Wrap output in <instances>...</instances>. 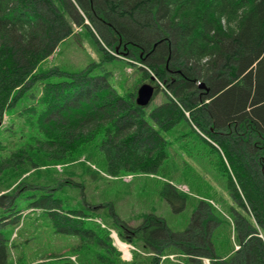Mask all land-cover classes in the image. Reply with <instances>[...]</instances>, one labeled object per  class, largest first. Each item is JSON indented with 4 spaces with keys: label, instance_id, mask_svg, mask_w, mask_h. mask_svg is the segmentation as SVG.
Wrapping results in <instances>:
<instances>
[{
    "label": "trees",
    "instance_id": "trees-1",
    "mask_svg": "<svg viewBox=\"0 0 264 264\" xmlns=\"http://www.w3.org/2000/svg\"><path fill=\"white\" fill-rule=\"evenodd\" d=\"M84 19L100 47L149 70L167 100L150 109L139 106L135 88L119 93L103 68L39 72L73 24ZM58 73L66 77L47 79ZM20 97V131H8V150L0 142L4 176L23 164L70 161L90 146L87 158L102 162L109 175L156 173L169 164L170 150L181 155L185 141L195 140L204 156H212L238 207L233 218L240 249L214 264H239L241 256L245 264H264V0H0V118ZM180 124L186 131H178ZM85 171L96 179L94 171ZM28 177L14 187L18 197L9 195L6 207L7 196H0V264H8L13 232L6 235L1 227L16 223L26 209L41 210L53 233L77 239L71 247L83 262L95 257L105 264H158V252L171 245L216 258L211 234L220 221L203 199L184 231H173L153 211L135 227L116 217L119 237L144 252L122 261L107 227L92 220L82 198H62L60 188L27 190ZM160 196L175 212L188 200L170 182ZM196 259L188 261L200 264Z\"/></svg>",
    "mask_w": 264,
    "mask_h": 264
},
{
    "label": "rangeland",
    "instance_id": "rangeland-1",
    "mask_svg": "<svg viewBox=\"0 0 264 264\" xmlns=\"http://www.w3.org/2000/svg\"><path fill=\"white\" fill-rule=\"evenodd\" d=\"M90 26L86 19L83 20V23L73 24L71 34L61 40L53 53L38 66L39 72L51 68H58L64 72L78 71L87 66H91L95 70L103 68L111 73L113 85L121 94L134 91V88L136 90L142 83L151 82L155 85L156 79L150 80L147 76L146 71L149 72V70L141 68L136 62L127 60L128 58L124 55L110 52L101 46L106 52L113 53L116 56L114 59L105 57L103 49L97 43L99 40L96 32ZM149 74L152 73L149 72ZM56 75L61 76H52L47 79L58 80L66 77L61 73ZM157 83L162 86L161 82L158 81ZM19 100L20 103L14 104L2 115L0 142L3 146L10 140L8 131H16L17 133L20 131L21 118L18 112L25 100L23 97H20ZM166 100L165 91L160 90L148 105V109ZM9 126H13V128H9ZM179 126L176 127V129L179 127V132L186 131L184 126H181V124ZM14 135V139H16L18 134ZM187 138L185 137V139ZM194 141L189 138L185 141L187 144L186 149L181 155H177L170 150L172 156L169 164L164 167L165 169L163 168V170L156 173L109 175L105 172L102 162L95 163L94 159L87 158L93 149L92 146L88 147L82 156L70 161L48 162L44 166H37L38 168L23 164L12 170L7 176L0 172V196H7L4 202V207H6L10 196L13 200L17 195L14 187L24 176H29L27 178L28 183L24 186L27 190L32 187L39 190L60 188L58 194L62 198H69L71 202L74 201L75 203L82 198L86 202L87 211L93 214L90 216L92 220L101 224V226L107 227L111 244L115 249H117L118 244L113 237L114 233L117 234L118 232L116 227L119 228L118 223L115 222L116 217L129 226L135 227L141 222L144 214L153 211L155 214L162 216L173 231H184L189 225L197 201L203 199L210 204L211 209L220 221L212 229L211 234L216 258L210 259L206 256L187 253H185L187 254L185 257L179 248L171 245L162 249L161 253L158 252V264H180L173 261L168 256L169 254L174 260L182 258L183 264H185V261L189 264H197L188 261L192 257L198 258L196 260L200 264H214L216 263L214 261L218 262L221 259L230 260L240 249L233 218L236 211H238V207L229 196L225 179L216 173L212 156L209 154L204 156L203 151L205 148L202 144ZM13 144H10V148L13 147ZM5 148L9 149L8 146ZM0 153L6 156L3 150ZM87 168L90 172L94 171L96 173V179H92L90 174L85 171ZM25 170L26 172L23 174L22 172ZM64 180H70L71 184L69 186L64 185L61 183ZM166 182H170L176 188L188 194V200L183 210L173 211L160 196V190ZM80 185L84 190L83 195H80ZM26 201L23 200L19 203H25ZM93 207H96V209ZM9 217L5 218L6 223L9 222L7 220ZM46 220L41 210L26 209L23 210L21 218L16 223L1 227L6 235L11 230L13 231L9 240L11 243L9 245L8 264H62V261L65 260H68L67 262L70 264L106 263L95 259V257H89L85 262L80 261L79 253L72 249V247L78 246V240L59 233H53ZM255 228L262 238L263 235L260 229L257 226ZM117 237L119 238L118 234ZM240 241L243 242V240ZM94 251L96 250H92V253ZM119 256H121L120 253ZM163 256L164 258H161ZM56 258L61 260L57 261ZM243 258L241 256L237 259L239 264H245ZM120 259L123 261L125 258Z\"/></svg>",
    "mask_w": 264,
    "mask_h": 264
},
{
    "label": "water",
    "instance_id": "water-1",
    "mask_svg": "<svg viewBox=\"0 0 264 264\" xmlns=\"http://www.w3.org/2000/svg\"><path fill=\"white\" fill-rule=\"evenodd\" d=\"M152 79L154 78L153 76L151 77ZM203 87V85H201ZM155 93L154 86L150 83H142L139 85V87L136 90V97H135V102L139 106H147L151 99L153 98V95ZM1 124V120H0Z\"/></svg>",
    "mask_w": 264,
    "mask_h": 264
},
{
    "label": "bare ground",
    "instance_id": "bare-ground-1",
    "mask_svg": "<svg viewBox=\"0 0 264 264\" xmlns=\"http://www.w3.org/2000/svg\"><path fill=\"white\" fill-rule=\"evenodd\" d=\"M117 242L119 244V246L124 250L125 255H128V249H127V245L124 244L123 242H121L120 240L117 239Z\"/></svg>",
    "mask_w": 264,
    "mask_h": 264
}]
</instances>
